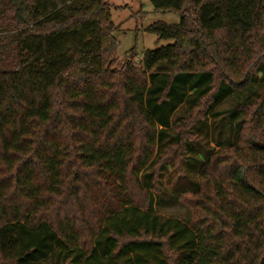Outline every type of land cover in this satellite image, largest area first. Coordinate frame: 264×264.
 Returning <instances> with one entry per match:
<instances>
[{
	"label": "trees",
	"instance_id": "trees-1",
	"mask_svg": "<svg viewBox=\"0 0 264 264\" xmlns=\"http://www.w3.org/2000/svg\"><path fill=\"white\" fill-rule=\"evenodd\" d=\"M150 4L172 43L114 71L104 0H0V264H264V0Z\"/></svg>",
	"mask_w": 264,
	"mask_h": 264
},
{
	"label": "rangeland",
	"instance_id": "rangeland-1",
	"mask_svg": "<svg viewBox=\"0 0 264 264\" xmlns=\"http://www.w3.org/2000/svg\"><path fill=\"white\" fill-rule=\"evenodd\" d=\"M104 1L110 7V16L113 23V37L117 45V52L114 53L113 56L115 58L114 67L112 68L114 71L121 69V66L126 62L141 65L145 51L155 50L172 43L171 41H159L155 35L147 33L145 29L155 22H163L168 25L178 24L179 16L176 13L155 11L150 4V0ZM209 69L215 73L217 79V68L210 65ZM204 109L205 107H201L193 112L195 115H200L197 117L198 120H201V115ZM191 114L192 113L189 111H182V113H179L174 117L172 128L169 131L171 144L160 148L157 152L158 156L161 157L155 159L157 162L156 167L159 168V170H156V176L153 180L157 179L159 185H162V188L165 191V201L168 200V197H171V194H176L177 190L174 188V185H176L175 182L177 180H184L182 177V164L181 160H179L181 158L179 156L181 152L178 150L179 147L171 145L174 144V142L177 144L179 140L178 127L184 125L185 122H188V118ZM200 125L201 124H198L196 128L190 130L194 135L189 136L190 139L186 137L188 135L185 137V134L181 135L183 143L184 140L185 142L191 141L190 143H192L193 146H197L196 151L198 152H201V149H207L208 143L210 146H213V143L210 144L211 135L205 137V129L200 127ZM181 129L183 128L181 127ZM157 154L155 151L154 156ZM165 205L163 206V209L158 210V212L164 216H176L182 218L188 212L193 211L185 208V206L188 207L186 204H184L185 206L177 205L175 207H167Z\"/></svg>",
	"mask_w": 264,
	"mask_h": 264
}]
</instances>
